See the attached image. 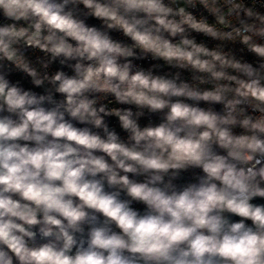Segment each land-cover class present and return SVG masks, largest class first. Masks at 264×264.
<instances>
[{
	"label": "clouds",
	"instance_id": "9594fccd",
	"mask_svg": "<svg viewBox=\"0 0 264 264\" xmlns=\"http://www.w3.org/2000/svg\"><path fill=\"white\" fill-rule=\"evenodd\" d=\"M0 264H264V0H0Z\"/></svg>",
	"mask_w": 264,
	"mask_h": 264
}]
</instances>
